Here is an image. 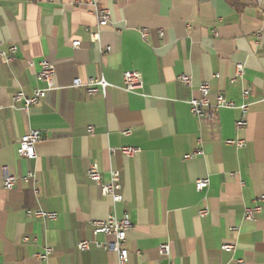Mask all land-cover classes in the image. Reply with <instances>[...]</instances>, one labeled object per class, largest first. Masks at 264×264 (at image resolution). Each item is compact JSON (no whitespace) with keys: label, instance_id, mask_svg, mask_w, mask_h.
Masks as SVG:
<instances>
[{"label":"crops","instance_id":"obj_1","mask_svg":"<svg viewBox=\"0 0 264 264\" xmlns=\"http://www.w3.org/2000/svg\"><path fill=\"white\" fill-rule=\"evenodd\" d=\"M99 8L109 9L111 26L100 27L96 9L75 0H0V52L18 49L10 61L0 55V264H117L115 253L95 248L114 241L94 233L111 215L130 217L128 264H264V5L102 0ZM43 60L56 67V89L26 111L14 96L46 87L38 77ZM239 64L245 75L234 82ZM129 71L144 77L134 93L125 90ZM89 78L105 79L107 93L73 87ZM202 83L212 103L223 95L248 105L245 129L236 127L244 117L239 108L221 109L210 123L192 114ZM30 131L43 137L34 160L18 154ZM238 140L243 148L230 143ZM121 147L141 152H111ZM93 163L103 183L120 171L122 202L103 197L89 180ZM4 174L19 179L12 190ZM202 179L210 185L199 192ZM257 206L261 212L245 220V209ZM37 209L58 216L27 217ZM82 241L92 249L80 251ZM164 243L170 260L159 254ZM225 244L236 249L225 251ZM47 248L53 253L40 259Z\"/></svg>","mask_w":264,"mask_h":264},{"label":"built area","instance_id":"obj_2","mask_svg":"<svg viewBox=\"0 0 264 264\" xmlns=\"http://www.w3.org/2000/svg\"><path fill=\"white\" fill-rule=\"evenodd\" d=\"M102 0H75L76 5H86L96 9L99 25L100 27L111 26L112 22L110 20V11L108 8H99ZM144 34H147V31H144ZM94 40L98 39V35L93 36ZM80 41H74L73 47H80ZM17 47H12L10 49V55H14L17 52ZM104 52H110V49H106ZM0 55L6 58L8 61L11 60L10 55L6 53L0 52ZM30 65L33 63L30 62ZM41 71L38 75L39 79L45 83L46 87L44 89H36L32 96H27L23 92H19L14 96V103H22L24 105V109L26 111L29 110L31 106L39 105L47 96V93L51 90H55L54 79L56 75V67L48 62L47 60H43L40 63ZM245 75V67L244 65H237L236 74L234 78V82L238 80H242ZM179 80L190 87L192 85V81L190 77L186 75H182L179 77ZM124 84L125 90L129 93H134L143 88L144 85V77L142 74L137 72H126L124 73ZM111 85L103 78H89L86 81L82 79H75L73 81L74 88H84L89 96H94L99 93L106 94L108 88ZM200 97L197 99H193L190 102L191 112L192 114L198 118L200 121L204 123H210L217 118L218 112L223 109H237L239 108L244 117L236 122V127L239 130H243L247 127L248 123L245 118V115L248 110V105L243 104L241 107H237L235 103L227 100L223 95H219L215 101L212 103L210 100V86L208 83H202L199 86ZM243 97L247 100L250 97V89L245 88L243 90ZM92 132L93 129L90 128ZM124 135H130L131 130L124 131ZM43 140L42 134L40 131H30L25 136H23L20 140L18 154L21 158L27 160H34L37 157L36 147ZM231 144L236 145L238 148H243L245 146L244 140H238L234 142H230ZM112 153L120 152L122 155L127 157H135L140 154L141 149L135 147H121L120 149H112ZM193 156H186V159H190ZM87 176L91 182L97 185L103 197H109L112 201L117 204L122 202L123 196L121 194L122 184H121V173L120 171H112L110 174V180L108 183L102 182V173L96 163L90 165ZM32 178V175L24 177V181H28ZM4 187L6 190H12L17 180V177L4 174ZM210 185L209 179H202L196 182V189L199 192L206 190ZM37 193V191H36ZM264 201V196L261 198ZM262 208L260 206L254 208L245 209V220L251 221L254 219L255 215L260 213ZM207 209L200 211V216L205 217L207 215ZM26 215L29 218L41 219V220H55L58 216L57 213L46 212L40 209L37 210H27ZM132 223L129 215H125L122 219L116 217V215L109 216L105 221L96 222L94 225V233L95 234H103L107 237H113L114 241L108 244H95V248L102 249L105 251H109L115 253L117 255V264H128L129 260V252L125 247L127 241V234L132 229ZM232 231H237V229H232ZM25 242L29 241V238L24 239ZM78 249L80 251H90L92 249V243L89 241H82L78 244ZM225 251H234L236 247L234 245L225 244L222 247ZM159 254L162 258L170 260L171 256V247L168 243L161 244L158 248ZM53 253L52 248H47L45 253L39 255V258L42 260H47L51 254ZM242 264V261L239 262ZM168 264H174L172 261H169Z\"/></svg>","mask_w":264,"mask_h":264},{"label":"rangeland","instance_id":"obj_3","mask_svg":"<svg viewBox=\"0 0 264 264\" xmlns=\"http://www.w3.org/2000/svg\"><path fill=\"white\" fill-rule=\"evenodd\" d=\"M258 1H260L264 5V1L263 0H258Z\"/></svg>","mask_w":264,"mask_h":264},{"label":"trees","instance_id":"obj_4","mask_svg":"<svg viewBox=\"0 0 264 264\" xmlns=\"http://www.w3.org/2000/svg\"><path fill=\"white\" fill-rule=\"evenodd\" d=\"M230 1H232L233 3H235V1H237V0H230Z\"/></svg>","mask_w":264,"mask_h":264},{"label":"bare ground","instance_id":"obj_5","mask_svg":"<svg viewBox=\"0 0 264 264\" xmlns=\"http://www.w3.org/2000/svg\"><path fill=\"white\" fill-rule=\"evenodd\" d=\"M264 1V0H263Z\"/></svg>","mask_w":264,"mask_h":264}]
</instances>
